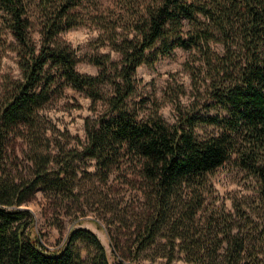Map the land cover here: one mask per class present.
Listing matches in <instances>:
<instances>
[{"label": "trees", "instance_id": "16d2710c", "mask_svg": "<svg viewBox=\"0 0 264 264\" xmlns=\"http://www.w3.org/2000/svg\"><path fill=\"white\" fill-rule=\"evenodd\" d=\"M117 1L128 9L138 2L136 14L131 12L127 21L132 35L111 39L121 52V61L112 62L118 80L80 72L70 45L58 41L63 29L80 22L77 9L82 0L37 1L42 14L39 44L30 35L32 20L25 0H0L3 26L16 40L21 69V77L5 79L0 103V170L12 135L28 132L31 141L39 143L41 110L56 86L69 82L79 89L91 87L90 94L96 97L97 81L108 80L114 85L107 96L109 110L87 123L81 153L96 160L102 178L128 157L138 162L151 189L153 210L134 240L136 251L165 237L193 264H248L247 259L264 264L231 227L219 234L195 224L204 208L210 174L229 159L259 177L264 190V0ZM103 24L112 31L119 22ZM3 33L0 26V38ZM212 43H221L224 50L217 51ZM177 46L200 53L209 79L206 104L219 111L185 112L174 126L160 115L139 117L128 106L137 67L153 65ZM201 122L218 131L198 135L195 126ZM36 149L37 168L29 180H9L0 174V264H114L89 227H71L65 241L53 248L32 230L34 215L20 204L38 188L70 190L73 178L68 157L52 168L50 155L40 156ZM157 255L172 259L174 249Z\"/></svg>", "mask_w": 264, "mask_h": 264}, {"label": "rangeland", "instance_id": "374dc122", "mask_svg": "<svg viewBox=\"0 0 264 264\" xmlns=\"http://www.w3.org/2000/svg\"><path fill=\"white\" fill-rule=\"evenodd\" d=\"M37 1L25 0L32 20L30 35L39 44L42 14ZM137 10L138 2L128 9L117 0H82L77 9L80 22L63 29L58 41L70 45L80 72L116 76L112 62L121 61V52L111 39L117 36L121 40L125 35H132L127 21L131 12L136 14ZM116 21L119 24L112 31L103 24ZM3 24L0 9V26L4 32L0 38V103L5 79L21 77L14 49L16 40ZM212 47L220 52L224 50L221 43H212ZM133 77L135 91L128 98V106L141 118L160 115L174 126L185 112L219 111L206 104L210 102L209 79L205 78L201 55L194 49L177 46L170 54L160 55L153 65H139ZM113 86L108 80L97 81L95 97L90 94L91 87L79 89L69 82H61L41 110L39 143H33L28 132L18 131L12 135L0 174L9 180H29L37 168L36 148L40 156L52 158L48 167L58 168L66 157L71 160L72 189L38 188L20 204L32 211L35 218L32 230L50 248L60 246L71 227L86 226L98 234L114 264H193L185 259L178 245H169L165 237L136 251L134 240L153 210L151 189L141 176L136 160L128 157L113 166L108 178H102L96 160L81 153L87 141V123L93 124L108 112L107 96L112 95ZM195 131L204 136L217 132L218 128L201 122L195 126ZM205 196L204 208L195 219L197 228L219 233L231 227L233 233L247 240L248 250L255 251L259 262L264 263V242L261 241L264 190L260 178L229 159L210 174ZM171 247L174 258L157 255ZM246 262L254 264L252 259Z\"/></svg>", "mask_w": 264, "mask_h": 264}]
</instances>
